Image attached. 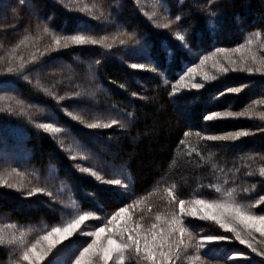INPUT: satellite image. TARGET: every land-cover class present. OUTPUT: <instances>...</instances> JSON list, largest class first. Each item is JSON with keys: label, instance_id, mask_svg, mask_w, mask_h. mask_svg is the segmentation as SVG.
I'll list each match as a JSON object with an SVG mask.
<instances>
[{"label": "trees", "instance_id": "obj_1", "mask_svg": "<svg viewBox=\"0 0 264 264\" xmlns=\"http://www.w3.org/2000/svg\"><path fill=\"white\" fill-rule=\"evenodd\" d=\"M262 169L264 0H0V264L85 213L36 264H77L100 228L108 264H264L262 235L190 210L264 214Z\"/></svg>", "mask_w": 264, "mask_h": 264}, {"label": "rangeland", "instance_id": "obj_2", "mask_svg": "<svg viewBox=\"0 0 264 264\" xmlns=\"http://www.w3.org/2000/svg\"><path fill=\"white\" fill-rule=\"evenodd\" d=\"M210 204L213 206L209 207L208 205ZM190 210L191 215H196L197 218L199 217V219H201V217L207 218V220H210L212 223L218 224L220 226L221 223L226 224L227 227L221 226V228L224 231L233 232L236 237H239L241 241L246 243L248 248L253 247L254 243L256 242L255 240H253V237L257 238L258 236L262 235V237L264 238V222L260 221L259 219H248V217H261L264 216V214L253 213V208H251L250 206L234 207L229 202L219 201L217 199L205 201L203 203L197 202L195 203L193 208H190ZM238 213H242L243 215H238ZM212 216L217 217V219H211ZM76 228L77 227L69 230L68 232H65L64 229H62L60 232L52 231L48 233V236H46L47 238L44 239L47 244V248L41 250L40 252H34L30 249L31 251L28 253L29 259L26 260L25 264H36L40 262L44 258L46 253L52 248L51 246H54L66 239L68 235ZM258 229H260V231H258ZM103 235H105L104 232H99V234L96 233L95 237L93 236L92 241L89 243V245L91 244L93 245V247L89 249L88 252L83 251L80 254L77 259V264H90L91 262H95L96 260L94 258L99 255L102 259L103 249L109 247L112 248L110 259H108L107 261L102 259L104 260L103 263L108 264V262L112 258H115L113 255L115 251V245L110 246L108 244L109 238L103 237ZM242 238L244 240H242ZM221 241L223 240H211L208 243H220ZM259 242L261 243L260 239Z\"/></svg>", "mask_w": 264, "mask_h": 264}, {"label": "snow or ice", "instance_id": "obj_3", "mask_svg": "<svg viewBox=\"0 0 264 264\" xmlns=\"http://www.w3.org/2000/svg\"><path fill=\"white\" fill-rule=\"evenodd\" d=\"M175 19L178 21V20L180 19V17L177 16V17H175ZM163 27L167 28V27H168V24H164ZM70 39H71V41H72L74 44H77V45L85 44V43L88 42V41H86L85 37L82 36V35H75V36L70 37ZM179 39H180V40H183V36H180ZM90 42H91L92 44H96V43H97L96 40H91ZM121 43H123V41H121ZM109 47H110V45H109ZM131 67H132L133 69H137V68L142 69V68H144V65H142V64H132ZM224 71H227V69H224ZM248 71L251 72L252 69L249 68ZM192 87L198 89V88L201 87V85H200V84H193ZM228 91L238 92L239 89H228ZM212 115H213V116H217V115H219V113H212ZM227 115H232V114H231V113H228ZM206 119H207V118H206ZM44 127H48V125H44ZM89 127H90V128H91V127H96V125H89ZM243 134H244V133H240V132H238V133H236V136H240V135H243ZM185 135H187V134H185ZM210 139H221V140H227V139H229V137H227V136H224V137H210ZM261 171L264 172V169H262ZM108 183L119 185V184H120V181H119V180H112V181H109ZM197 202H198V203H203V201H197ZM180 203H181V206H182L184 202L181 201ZM208 206H209V207H212L213 205L210 204V205H208ZM181 210H183V209H181ZM120 211H121V212H124L125 209L121 208ZM88 215H89L88 213H85L84 215H81V216L77 217L75 220L72 221V223H71L70 225H67V226L65 227L64 231H65V232H68L70 229H73V228L77 227L82 221H85V220L87 219ZM238 215H243V214H242V213H238ZM211 219L216 220L217 217L212 216ZM248 219H250V220H256V219H259L260 221L264 222V216H261V217H248ZM221 226H222V227H227V225L224 224V223H221ZM52 231H53V232H60L61 230H60L59 228H53ZM102 231H104L103 228L98 229V230H97V234H99V232H102ZM180 231H181V233H183L184 229H181ZM258 231H260V229H258ZM46 238H47V237H45V239H46ZM237 238L239 239V237H237ZM207 239H209V240H223L224 237H223V236H210V237H207ZM241 242H243V241H241ZM108 244H109L110 246H112V245H116V241L113 240V239H111V238H109V239H108ZM92 247H93V245L90 244V245L88 246V248H85V249H84V252H88L89 249H91ZM117 247H121V246H120V245H117ZM123 247L127 248L128 245L125 244V245H123ZM111 251H112V248H111V247H109V248H104V249H103L102 259H104L105 261H107L108 259H110ZM253 251H255V249H253ZM24 259H25V260H28V259H29V256H28V253H27V252L24 254Z\"/></svg>", "mask_w": 264, "mask_h": 264}]
</instances>
